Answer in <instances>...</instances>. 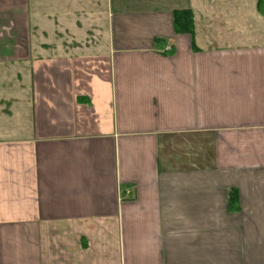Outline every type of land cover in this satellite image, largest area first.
Here are the masks:
<instances>
[{"label": "crops", "instance_id": "crops-1", "mask_svg": "<svg viewBox=\"0 0 264 264\" xmlns=\"http://www.w3.org/2000/svg\"><path fill=\"white\" fill-rule=\"evenodd\" d=\"M259 1L0 0V264H264Z\"/></svg>", "mask_w": 264, "mask_h": 264}, {"label": "trees", "instance_id": "trees-1", "mask_svg": "<svg viewBox=\"0 0 264 264\" xmlns=\"http://www.w3.org/2000/svg\"><path fill=\"white\" fill-rule=\"evenodd\" d=\"M259 10L264 12V2L258 3ZM174 29L176 33L191 34L193 29L192 16L189 11H178L174 13Z\"/></svg>", "mask_w": 264, "mask_h": 264}, {"label": "built area", "instance_id": "built-area-1", "mask_svg": "<svg viewBox=\"0 0 264 264\" xmlns=\"http://www.w3.org/2000/svg\"><path fill=\"white\" fill-rule=\"evenodd\" d=\"M170 49L168 48L167 51H169Z\"/></svg>", "mask_w": 264, "mask_h": 264}]
</instances>
